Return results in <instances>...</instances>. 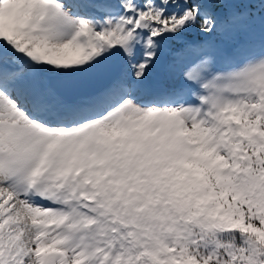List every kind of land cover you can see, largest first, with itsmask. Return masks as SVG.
Listing matches in <instances>:
<instances>
[{"label": "snow or ice", "instance_id": "1", "mask_svg": "<svg viewBox=\"0 0 264 264\" xmlns=\"http://www.w3.org/2000/svg\"><path fill=\"white\" fill-rule=\"evenodd\" d=\"M0 264H264V0H0Z\"/></svg>", "mask_w": 264, "mask_h": 264}, {"label": "rangeland", "instance_id": "2", "mask_svg": "<svg viewBox=\"0 0 264 264\" xmlns=\"http://www.w3.org/2000/svg\"><path fill=\"white\" fill-rule=\"evenodd\" d=\"M154 74H156V76L153 75L151 82L153 84H159V83H161L163 81V73L161 71H155Z\"/></svg>", "mask_w": 264, "mask_h": 264}]
</instances>
